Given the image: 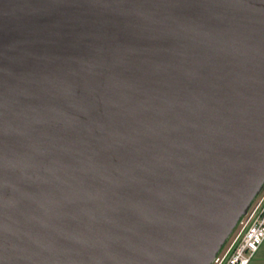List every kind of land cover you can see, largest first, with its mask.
Returning <instances> with one entry per match:
<instances>
[{"label":"water","instance_id":"1","mask_svg":"<svg viewBox=\"0 0 264 264\" xmlns=\"http://www.w3.org/2000/svg\"><path fill=\"white\" fill-rule=\"evenodd\" d=\"M264 186V0H0V264H212Z\"/></svg>","mask_w":264,"mask_h":264},{"label":"built area","instance_id":"2","mask_svg":"<svg viewBox=\"0 0 264 264\" xmlns=\"http://www.w3.org/2000/svg\"><path fill=\"white\" fill-rule=\"evenodd\" d=\"M236 228L238 232L212 264H249L255 256L264 241V186Z\"/></svg>","mask_w":264,"mask_h":264},{"label":"crops","instance_id":"3","mask_svg":"<svg viewBox=\"0 0 264 264\" xmlns=\"http://www.w3.org/2000/svg\"><path fill=\"white\" fill-rule=\"evenodd\" d=\"M249 264H264V241Z\"/></svg>","mask_w":264,"mask_h":264},{"label":"rangeland","instance_id":"4","mask_svg":"<svg viewBox=\"0 0 264 264\" xmlns=\"http://www.w3.org/2000/svg\"><path fill=\"white\" fill-rule=\"evenodd\" d=\"M238 230H239V228H235V229L233 230L231 236L228 238V243L234 238V236L236 235V233L238 232ZM225 248H226V247L224 246L222 251H224Z\"/></svg>","mask_w":264,"mask_h":264}]
</instances>
